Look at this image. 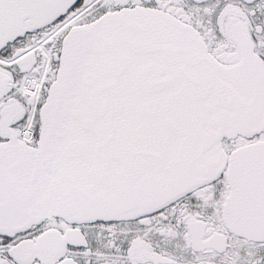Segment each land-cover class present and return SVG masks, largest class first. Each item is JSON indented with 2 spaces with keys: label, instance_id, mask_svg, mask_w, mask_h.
Here are the masks:
<instances>
[{
  "label": "snow or ice",
  "instance_id": "snow-or-ice-1",
  "mask_svg": "<svg viewBox=\"0 0 264 264\" xmlns=\"http://www.w3.org/2000/svg\"><path fill=\"white\" fill-rule=\"evenodd\" d=\"M0 264H264V0H0Z\"/></svg>",
  "mask_w": 264,
  "mask_h": 264
}]
</instances>
